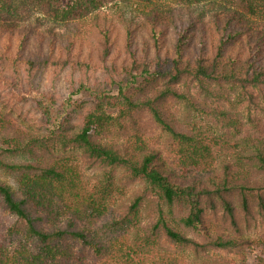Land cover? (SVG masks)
Segmentation results:
<instances>
[{
  "label": "trees",
  "instance_id": "1",
  "mask_svg": "<svg viewBox=\"0 0 264 264\" xmlns=\"http://www.w3.org/2000/svg\"><path fill=\"white\" fill-rule=\"evenodd\" d=\"M162 1L0 0V170L16 184L0 180V205L10 239L36 247L1 264H89L90 250L103 264H210L252 247L264 264V0ZM49 76L68 83L60 105ZM81 93L93 100L76 124L62 114ZM181 104L212 128L179 122ZM145 112L165 153L143 142ZM116 129L135 147L108 142ZM117 169L143 190L112 210ZM150 195L156 219L142 226Z\"/></svg>",
  "mask_w": 264,
  "mask_h": 264
},
{
  "label": "rangeland",
  "instance_id": "2",
  "mask_svg": "<svg viewBox=\"0 0 264 264\" xmlns=\"http://www.w3.org/2000/svg\"><path fill=\"white\" fill-rule=\"evenodd\" d=\"M163 4H171L169 0H163ZM101 16H111V12L108 7H105L100 12ZM53 77L49 76L46 80L43 81V86L45 87V90L50 89L52 86H55L57 91V103L60 105L64 99L67 98L68 93L70 92V89L68 88V83L66 81V78L62 79L59 78L58 80H55V83H53ZM93 98L89 97L86 93H81L77 96H75L69 103V108H67V112L63 113V118H68L69 120H73L76 124L81 123L82 118L87 115V112L90 110V107L92 106ZM62 110V109H61ZM108 113L115 117L119 113L116 110H110ZM174 114L176 115V118L179 122L183 123L185 126H191L193 129L200 128L202 130H207L209 127L212 128L214 122L211 118H207L206 116H200L196 113V111H189L187 110L183 104L181 106L174 108ZM142 122L140 124V128L143 130V134L145 136V144H151L156 149L162 150L164 153L166 151V140L164 138L160 137V131L157 130L155 125H152L150 123V116L147 112H145L142 116ZM106 140L108 142H115L120 145L126 146L128 149L134 148V138L128 137L125 134L120 133L118 129L113 130L107 137ZM67 156H70L71 162L74 164L80 163V156L76 154H66ZM227 157V155H222V158ZM81 164V163H80ZM172 168H174V165H171ZM178 174L185 175V172L178 171ZM104 174V168L96 167L89 170H83L84 180L85 182L91 187L93 184L101 179V177ZM128 174L122 170L117 169L115 174V180L117 185L120 187L121 191L119 194H117V197L115 199V203L112 204V210L119 209L124 204L130 203L132 198L135 194L141 193L143 190V183L138 182L136 184L130 185L126 183V177ZM0 180L5 182L6 184L10 185L11 187H15V181L11 177V175L8 172L0 170ZM159 206V202L156 198H154L152 195H150L149 199L144 203V206L142 205L140 209V215L138 216V224L146 225L151 223L153 220L156 219L155 209ZM15 223V218L8 212H6L2 206L0 205V254L3 255V257H8L14 253H16L18 250L21 249V244L25 243L26 238H18V240H21V242L15 240L12 241L10 239V228ZM100 224V223H99ZM136 224V227L138 226ZM90 228V227H88ZM262 227L260 225H257L253 227L251 230L248 231V234L252 237H255L259 232L261 231ZM92 230L96 231V228L93 227ZM3 239L5 241H3ZM27 244V250H36V247L34 244H31L29 241H26ZM78 245L76 244V250L78 252ZM181 252V250H180ZM259 249L257 247H252L246 250L245 257H240L232 254H226L222 251H215L210 252L205 260L209 261L210 264H253L254 259L256 255L258 254ZM187 262H193L194 257L190 254V252L187 253V251H184L183 256ZM89 264H93L96 262L97 264H103L99 260H96L93 252L90 250L89 254L87 256ZM107 260V257H105ZM200 261V260H199ZM112 264L114 263V260H110ZM1 264V261H0ZM120 264V263H118Z\"/></svg>",
  "mask_w": 264,
  "mask_h": 264
}]
</instances>
